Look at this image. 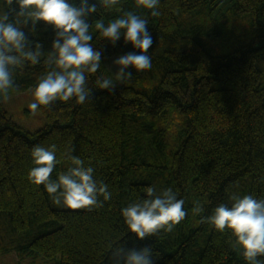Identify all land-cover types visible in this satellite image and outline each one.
<instances>
[{
  "label": "trees",
  "instance_id": "1",
  "mask_svg": "<svg viewBox=\"0 0 264 264\" xmlns=\"http://www.w3.org/2000/svg\"><path fill=\"white\" fill-rule=\"evenodd\" d=\"M134 5L122 0L125 10L147 15ZM160 11L148 17L150 70L129 66L130 80L99 89L100 72L110 76L104 58L140 50L93 34L102 57L101 69L88 76L89 102L38 107L45 123L30 132L11 119L0 96V253L111 264L105 245L117 237L114 245L151 247L155 264H245L230 232L200 223L191 209L199 200L208 215L233 193L264 197V0H161ZM31 28L24 29L28 38L49 51L52 28L43 21ZM45 70L16 74L8 96L32 88ZM51 144L59 161L52 178L70 153L95 169L112 199L92 211L68 209L29 181L30 149ZM148 186L172 187L188 215L171 232L141 239L123 225L120 209Z\"/></svg>",
  "mask_w": 264,
  "mask_h": 264
},
{
  "label": "clouds",
  "instance_id": "2",
  "mask_svg": "<svg viewBox=\"0 0 264 264\" xmlns=\"http://www.w3.org/2000/svg\"><path fill=\"white\" fill-rule=\"evenodd\" d=\"M160 5L161 0H135L136 9L147 11V15H142L125 10L122 0H78V3L76 0H0V96L7 98L15 90L16 74L43 65L46 70L31 89L33 101L28 107L33 112L56 101L89 102L88 76L101 69L102 57V52L93 46V34L97 40H106L111 45L122 39L140 50L116 57L112 61L118 66L114 76L100 72L95 80L99 89L110 90L114 81L130 80L129 66L136 72L150 70L152 58L148 50L153 37L148 17L160 16ZM112 10L118 14L105 19L103 13ZM93 13H98L99 18L90 20ZM41 21L54 32L47 52L39 42L30 40L24 30L31 24L29 32L34 31ZM29 154L33 166L27 178L35 185H43L56 205L92 211L112 199L108 184L97 179L95 169L80 157L67 153L68 166L52 178L59 162L56 145H35ZM191 211L199 216L200 223L209 224L218 232L227 229L234 238L233 250L240 253L245 264H264V197L233 193L228 203L216 204L208 215H203L205 203L196 200ZM187 215L185 200L172 187L148 186L143 195L120 209L123 225L141 239L162 231L171 232ZM116 239H109L105 245L111 249V264H155L151 247L114 245Z\"/></svg>",
  "mask_w": 264,
  "mask_h": 264
},
{
  "label": "rangeland",
  "instance_id": "3",
  "mask_svg": "<svg viewBox=\"0 0 264 264\" xmlns=\"http://www.w3.org/2000/svg\"><path fill=\"white\" fill-rule=\"evenodd\" d=\"M120 56L115 54L104 58L102 64L104 70L110 75L114 76L118 66L114 65L112 61ZM29 88L24 92L11 94L7 98L2 99L1 104L8 112L11 119L24 130L33 132L45 123V119L40 110L33 112L28 105L33 101ZM60 255L54 257H43L40 255H20L16 252L0 253V264H57Z\"/></svg>",
  "mask_w": 264,
  "mask_h": 264
},
{
  "label": "bare ground",
  "instance_id": "4",
  "mask_svg": "<svg viewBox=\"0 0 264 264\" xmlns=\"http://www.w3.org/2000/svg\"><path fill=\"white\" fill-rule=\"evenodd\" d=\"M49 203V202H48Z\"/></svg>",
  "mask_w": 264,
  "mask_h": 264
}]
</instances>
